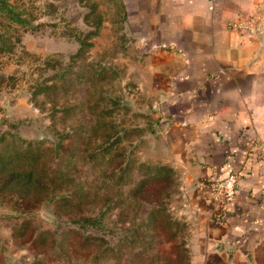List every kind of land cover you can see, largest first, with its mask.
<instances>
[{
  "label": "rangeland",
  "instance_id": "rangeland-1",
  "mask_svg": "<svg viewBox=\"0 0 264 264\" xmlns=\"http://www.w3.org/2000/svg\"><path fill=\"white\" fill-rule=\"evenodd\" d=\"M130 2L0 0V152L34 141L55 175L31 198L0 191V264H194ZM139 162L174 168L162 197L179 225L156 211L141 219L158 200L156 180L147 197L118 200L146 176ZM113 167L132 179L118 182Z\"/></svg>",
  "mask_w": 264,
  "mask_h": 264
},
{
  "label": "crops",
  "instance_id": "crops-1",
  "mask_svg": "<svg viewBox=\"0 0 264 264\" xmlns=\"http://www.w3.org/2000/svg\"><path fill=\"white\" fill-rule=\"evenodd\" d=\"M194 264H264V0H131ZM239 173L227 204L208 186Z\"/></svg>",
  "mask_w": 264,
  "mask_h": 264
},
{
  "label": "trees",
  "instance_id": "trees-1",
  "mask_svg": "<svg viewBox=\"0 0 264 264\" xmlns=\"http://www.w3.org/2000/svg\"><path fill=\"white\" fill-rule=\"evenodd\" d=\"M53 86V84H48L46 88L52 90ZM33 143L35 142L27 140L22 148L12 147L7 152H0V191L11 192V196L14 195L17 198L26 199L32 197L30 194L32 191L35 192V190L48 186L49 183L55 180V175H47L43 171V167L46 166L45 161L42 160L44 150H41L40 146H33ZM16 156L24 158L28 166H17L14 163ZM139 166L145 168L144 170L147 172L146 176L137 180L133 186L128 188V191L124 192V196L118 200L123 204L140 195L147 197L146 184L151 180H156V183H160L157 188L159 194L158 200L150 202L149 210H147L145 216L141 217V219H153V212L156 211L161 215L162 221L170 223V226L179 225L178 220L170 215L167 202L162 197L167 184L173 182L175 179L174 168L166 163L149 164L139 162ZM123 175L126 176L125 179H128V181L132 179L127 169H121L116 172V169L113 167L109 173V176L115 178L118 182L123 181L121 180ZM129 234H131V231ZM132 237L133 235L131 234L128 241L130 246L133 245L131 242Z\"/></svg>",
  "mask_w": 264,
  "mask_h": 264
},
{
  "label": "built area",
  "instance_id": "built-area-1",
  "mask_svg": "<svg viewBox=\"0 0 264 264\" xmlns=\"http://www.w3.org/2000/svg\"><path fill=\"white\" fill-rule=\"evenodd\" d=\"M239 173L229 172L226 176L212 181L208 186L209 199L220 204H227L235 194Z\"/></svg>",
  "mask_w": 264,
  "mask_h": 264
}]
</instances>
